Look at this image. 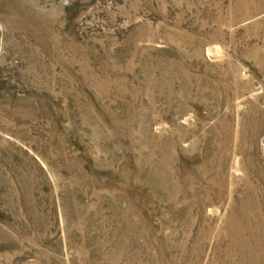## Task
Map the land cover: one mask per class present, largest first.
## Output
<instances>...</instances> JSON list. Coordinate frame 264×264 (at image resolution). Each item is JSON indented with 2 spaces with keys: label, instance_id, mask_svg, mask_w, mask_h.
Returning <instances> with one entry per match:
<instances>
[{
  "label": "rangeland",
  "instance_id": "obj_1",
  "mask_svg": "<svg viewBox=\"0 0 264 264\" xmlns=\"http://www.w3.org/2000/svg\"><path fill=\"white\" fill-rule=\"evenodd\" d=\"M0 264H264V0H0Z\"/></svg>",
  "mask_w": 264,
  "mask_h": 264
}]
</instances>
